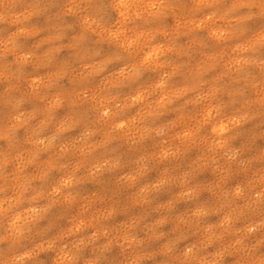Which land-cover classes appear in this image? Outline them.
Instances as JSON below:
<instances>
[{
	"label": "clouds",
	"instance_id": "9594fccd",
	"mask_svg": "<svg viewBox=\"0 0 264 264\" xmlns=\"http://www.w3.org/2000/svg\"><path fill=\"white\" fill-rule=\"evenodd\" d=\"M0 264H264V0H0Z\"/></svg>",
	"mask_w": 264,
	"mask_h": 264
}]
</instances>
